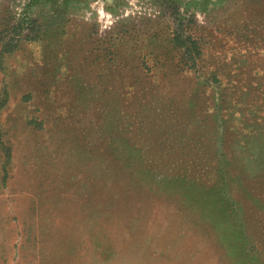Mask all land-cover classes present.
<instances>
[{"label":"rangeland","instance_id":"rangeland-1","mask_svg":"<svg viewBox=\"0 0 264 264\" xmlns=\"http://www.w3.org/2000/svg\"><path fill=\"white\" fill-rule=\"evenodd\" d=\"M0 53V264H264V0H0Z\"/></svg>","mask_w":264,"mask_h":264},{"label":"trees","instance_id":"trees-1","mask_svg":"<svg viewBox=\"0 0 264 264\" xmlns=\"http://www.w3.org/2000/svg\"><path fill=\"white\" fill-rule=\"evenodd\" d=\"M180 39L181 37L177 34H174L171 37V39L165 38L160 43V45L157 46V48L161 50L160 52L156 54L153 51H149L148 54L146 55L154 57V59L157 61L160 60V61H163V63H167L168 68L171 69L173 75L182 73L184 71L183 67L185 66L188 67L187 63H189V70L196 76L195 85L199 87V89L196 88V92H198V94L195 97H201L203 95H199V93L201 92V94H204L203 89H205V87H207L208 85L211 86L213 83H217V84L219 83L218 81L219 78H217L218 70H215L216 72L212 71L210 73L205 72L206 69L203 66V56H204L202 55L203 51L200 50V47L197 45L196 40L192 38L191 36L186 38L184 41ZM245 39H248V36H245ZM8 44L9 43H5L6 46H8ZM11 52L12 50H7L6 53H11ZM0 55H2V53H0ZM198 62H199V65H197ZM225 85H226L224 87L225 89L221 91V94L219 95V98H218V104L216 106L217 112H215L217 116H219L220 112L224 109L223 106L227 105L226 102L230 98V96L228 95H233L236 90V88H234V91L232 93L231 89L233 87L231 86V83L229 85L228 84H225ZM219 86H222V84H219ZM227 88H230V89H227ZM156 90H159L158 86L157 87L149 86L147 88V91L150 93L155 92ZM227 90H231L230 91L231 93L230 94L226 93ZM191 96H194V91L192 92ZM5 97H6V94L4 95L3 100L0 102V109L3 108V106L6 103ZM188 113H189V118H190V121H188V124H190L191 121L193 122L194 114L192 115V113L189 111ZM189 118L187 117L188 120ZM171 183L174 184L177 182L175 179H173L171 180Z\"/></svg>","mask_w":264,"mask_h":264}]
</instances>
